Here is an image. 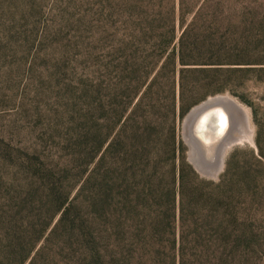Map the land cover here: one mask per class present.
<instances>
[{
	"label": "trees",
	"instance_id": "1",
	"mask_svg": "<svg viewBox=\"0 0 264 264\" xmlns=\"http://www.w3.org/2000/svg\"><path fill=\"white\" fill-rule=\"evenodd\" d=\"M224 1L91 0L93 68L40 129L0 136V264H251V181L228 160L201 178L176 128L232 75L264 82V35L229 31Z\"/></svg>",
	"mask_w": 264,
	"mask_h": 264
},
{
	"label": "rangeland",
	"instance_id": "2",
	"mask_svg": "<svg viewBox=\"0 0 264 264\" xmlns=\"http://www.w3.org/2000/svg\"><path fill=\"white\" fill-rule=\"evenodd\" d=\"M90 3L91 0H0V136L6 141L24 140L30 129H40L37 124L45 116L43 112L53 114L63 85H75L74 72L83 75L93 68L84 58L85 42L91 33ZM224 4L228 13L241 15L239 24H224L229 31L237 36L264 35V0H226ZM245 7H256L260 22L244 25L243 21L251 19L243 17L248 13ZM259 47L264 50V46ZM228 88L207 98L225 95L236 102L247 114L253 142L246 140L231 147L217 175L199 171L190 158L183 123L190 110L207 98L178 120L177 136L186 161L201 178L218 181L228 160L229 177L251 181L244 206L250 228L257 233L251 244L250 263L264 264V82L255 73L243 72L232 75ZM0 145L4 147V143Z\"/></svg>",
	"mask_w": 264,
	"mask_h": 264
},
{
	"label": "bare ground",
	"instance_id": "3",
	"mask_svg": "<svg viewBox=\"0 0 264 264\" xmlns=\"http://www.w3.org/2000/svg\"><path fill=\"white\" fill-rule=\"evenodd\" d=\"M204 107L208 110L203 112L200 109ZM197 112L201 114L193 124L189 123L192 114ZM199 131L212 134H200ZM183 133L190 145V158L195 167L213 176L221 170L225 154L231 147L241 142H253L247 114L225 95L209 97L203 104L195 106L184 120Z\"/></svg>",
	"mask_w": 264,
	"mask_h": 264
},
{
	"label": "water",
	"instance_id": "4",
	"mask_svg": "<svg viewBox=\"0 0 264 264\" xmlns=\"http://www.w3.org/2000/svg\"><path fill=\"white\" fill-rule=\"evenodd\" d=\"M217 96H218V95H217ZM207 99H208V98H207ZM207 99H206L205 101H207ZM205 101H204V102H205ZM200 104H203V102L200 103ZM200 104H199V105H200ZM199 105H197V106H199ZM193 108H194V107H193ZM193 108H192V109H193ZM199 108H200V107H199ZM205 108H206V107H204V109H205ZM192 109H191V110H192ZM204 109L202 108V109H200V110H201V111L203 110V112L206 111V110H208V109H205V110H204ZM191 110H190V112H191ZM190 112L188 113V115H190ZM199 113H200V112H197L196 114L193 113L192 116L190 117L191 119L189 118L190 120H189L188 122L193 124L194 121H195V119L197 118V116L201 114V113H200V114H199ZM188 115H187V116H188ZM187 116H186V117H187ZM191 126H192V125H191ZM222 140H223V139H222ZM222 140H221V141H222Z\"/></svg>",
	"mask_w": 264,
	"mask_h": 264
}]
</instances>
